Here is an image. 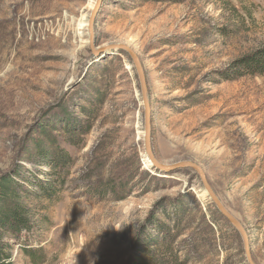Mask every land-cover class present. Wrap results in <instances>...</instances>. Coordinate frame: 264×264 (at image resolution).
<instances>
[{
    "label": "rangeland",
    "instance_id": "obj_1",
    "mask_svg": "<svg viewBox=\"0 0 264 264\" xmlns=\"http://www.w3.org/2000/svg\"><path fill=\"white\" fill-rule=\"evenodd\" d=\"M0 0V180L34 192L16 264H249L238 230L192 168L145 150L143 65L162 164L202 167L264 264V74L225 80L264 45V0ZM63 156L53 170L54 158ZM59 171L58 200L39 184ZM3 203L0 198V208ZM46 207V208H44Z\"/></svg>",
    "mask_w": 264,
    "mask_h": 264
},
{
    "label": "trees",
    "instance_id": "obj_2",
    "mask_svg": "<svg viewBox=\"0 0 264 264\" xmlns=\"http://www.w3.org/2000/svg\"><path fill=\"white\" fill-rule=\"evenodd\" d=\"M156 2H166L168 0H154ZM177 1V0H174ZM226 72L225 80H235L236 78L246 75H263L264 74V45L244 55L232 62L230 69ZM64 157L57 156L51 163L53 170L59 165L62 166ZM55 175L51 179L39 184L38 194L35 196L43 201L52 200L50 206L58 200V186L63 185L62 176L59 171L49 172ZM20 179L13 175L4 176L0 180V198L3 203L0 208V264H16L14 260V251L18 246L26 256L36 260L41 247L36 239V247L33 242H28V238L18 240L26 234L35 231V223L28 216H33V209L28 208L24 204L25 196H33L34 192H30L23 186ZM26 201V200H25ZM46 208V207H44ZM146 264V263H144Z\"/></svg>",
    "mask_w": 264,
    "mask_h": 264
},
{
    "label": "water",
    "instance_id": "obj_3",
    "mask_svg": "<svg viewBox=\"0 0 264 264\" xmlns=\"http://www.w3.org/2000/svg\"><path fill=\"white\" fill-rule=\"evenodd\" d=\"M106 0H96V3L94 5V8L91 12L89 21H88V29H89V34H90V45L91 48L95 52H99L96 50L94 46V41H95V23H96V18L99 13L101 5L105 2ZM102 50H117V51H122L126 52L127 54L130 55V57L133 60L134 66L136 68L140 84H141V96L143 100V106H144V123H145V150L146 153L152 162V165H154L156 168L165 170V171H171L179 168H192L194 169L199 176L202 179V182L204 184V187L208 191V195L210 198L213 200V202L216 204L220 212L231 222V224L238 230V232L241 234L243 241H244V247H245V252L247 256V260L249 264H256L252 258L251 254V249H250V237L245 229L244 225L240 222V220L232 214L226 206L222 203L220 198L217 196L216 192L210 185V183L207 180V177L205 175L204 170L202 167L194 162L191 161H180L176 162L173 164H162L158 159L155 157L153 148H152V120H153V114H152V109L150 105V100L148 96V90H147V85H146V80H145V73L143 69V65L141 63V60L136 53V51L129 45L124 44V43H119V44H110L106 47H104Z\"/></svg>",
    "mask_w": 264,
    "mask_h": 264
},
{
    "label": "bare ground",
    "instance_id": "obj_4",
    "mask_svg": "<svg viewBox=\"0 0 264 264\" xmlns=\"http://www.w3.org/2000/svg\"><path fill=\"white\" fill-rule=\"evenodd\" d=\"M152 163V162H151ZM208 192V191H207Z\"/></svg>",
    "mask_w": 264,
    "mask_h": 264
}]
</instances>
